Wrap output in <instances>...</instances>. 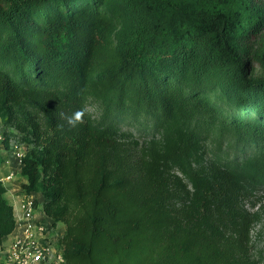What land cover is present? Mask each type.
<instances>
[{
	"label": "trees",
	"instance_id": "obj_1",
	"mask_svg": "<svg viewBox=\"0 0 264 264\" xmlns=\"http://www.w3.org/2000/svg\"><path fill=\"white\" fill-rule=\"evenodd\" d=\"M0 121L66 264H264V0H0Z\"/></svg>",
	"mask_w": 264,
	"mask_h": 264
},
{
	"label": "built area",
	"instance_id": "obj_2",
	"mask_svg": "<svg viewBox=\"0 0 264 264\" xmlns=\"http://www.w3.org/2000/svg\"><path fill=\"white\" fill-rule=\"evenodd\" d=\"M8 152V161L12 163L8 172L0 176L2 184L14 182L23 165V145L12 144ZM12 207L15 227L0 244V264H65L53 223L45 215L38 197L24 191L17 206Z\"/></svg>",
	"mask_w": 264,
	"mask_h": 264
},
{
	"label": "rangeland",
	"instance_id": "obj_3",
	"mask_svg": "<svg viewBox=\"0 0 264 264\" xmlns=\"http://www.w3.org/2000/svg\"><path fill=\"white\" fill-rule=\"evenodd\" d=\"M95 107L90 104V111L93 113H96L97 110H94ZM126 123L124 124V128H129L132 129L135 133V135L143 139L147 136H150V130L149 128L147 129L145 126H134L131 124L129 121H125ZM8 130L2 121H0V135L2 136V139H0V146L1 148L4 146L1 144V142H6L8 145L7 150L10 149L12 144H18V145H23L20 141L19 133L17 131H13L15 134H12ZM0 164H1V157H0ZM11 201V199H10ZM252 203V204H251ZM248 210L249 212H258L259 214V219L256 224L251 229V243H250V252L254 256H258L259 254L264 253V193L260 194L257 198H255L252 202L248 203ZM54 232L57 235L58 241L61 239L64 230H65V225L62 222H57L54 225ZM61 245V243H60ZM62 248V245H61ZM66 264V262H65Z\"/></svg>",
	"mask_w": 264,
	"mask_h": 264
},
{
	"label": "crops",
	"instance_id": "obj_4",
	"mask_svg": "<svg viewBox=\"0 0 264 264\" xmlns=\"http://www.w3.org/2000/svg\"><path fill=\"white\" fill-rule=\"evenodd\" d=\"M9 150H7L5 147L1 148L0 146V157H1V164H0V176L5 175L8 170L11 168L12 161H8L9 159ZM16 180L14 182H7L4 185L5 187V193L4 197L10 203L12 206H17L19 202V198L23 195L24 191L22 189V184L26 183V178L22 176L21 174L16 175ZM11 199V201H10ZM17 209V208H15ZM14 211V209H13ZM9 238V235L2 241L5 242Z\"/></svg>",
	"mask_w": 264,
	"mask_h": 264
},
{
	"label": "clouds",
	"instance_id": "obj_5",
	"mask_svg": "<svg viewBox=\"0 0 264 264\" xmlns=\"http://www.w3.org/2000/svg\"><path fill=\"white\" fill-rule=\"evenodd\" d=\"M85 115V112L83 109L76 111L73 116L69 117L68 123L69 124H75L76 122L82 121L83 116Z\"/></svg>",
	"mask_w": 264,
	"mask_h": 264
}]
</instances>
